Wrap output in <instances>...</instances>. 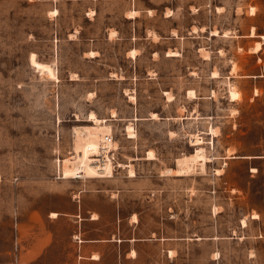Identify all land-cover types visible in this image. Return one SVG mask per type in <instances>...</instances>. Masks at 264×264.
I'll use <instances>...</instances> for the list:
<instances>
[{
	"label": "rangeland",
	"instance_id": "rangeland-1",
	"mask_svg": "<svg viewBox=\"0 0 264 264\" xmlns=\"http://www.w3.org/2000/svg\"><path fill=\"white\" fill-rule=\"evenodd\" d=\"M263 24L264 0H0V264H264V61L237 36ZM91 112L122 166L59 178ZM196 134L206 170L163 175Z\"/></svg>",
	"mask_w": 264,
	"mask_h": 264
},
{
	"label": "bare ground",
	"instance_id": "bare-ground-1",
	"mask_svg": "<svg viewBox=\"0 0 264 264\" xmlns=\"http://www.w3.org/2000/svg\"><path fill=\"white\" fill-rule=\"evenodd\" d=\"M252 10H254V7H252ZM216 33L218 34V30L213 31V34ZM224 34L227 35L228 32L226 31ZM260 47L261 42H257L253 50L257 51L260 49ZM130 54L135 57L136 49L131 50ZM30 60L34 66L38 67L42 71V73L48 74V76L51 78H58L53 65L47 62L39 61L37 59L36 53L31 54ZM213 76L218 77V71H214ZM193 93V90L189 91V94ZM229 96L232 100H237L241 98V92L235 87L230 86ZM151 117L159 118V115L157 112H152ZM89 120L93 121L94 123L83 127H78L73 133L75 155L73 157L69 156L65 159V161H63L64 164H62V172L64 173L65 178H70L73 175L78 174L79 172L83 177H100L106 175L113 176V165L110 162L106 163L105 169H103L102 171L97 168V164H93V160L95 159L94 156L97 155V153L99 152L102 134L105 132H110L112 130L111 126L108 124V120L106 118H100L95 112L90 113ZM89 128H93V130H91L89 134H87L86 130ZM82 129L84 130L82 131ZM211 129L213 130V128ZM127 130L130 134V137L135 136V134L133 133L134 129L132 126L129 125ZM201 139L202 137H200L198 134L193 135L191 139L192 144L198 145L196 151L178 158V168H168L167 170L163 171V175L171 174L173 172L175 174H182L183 172H189L194 168L200 169L201 171H205L206 162L209 161L211 158L206 154L205 148L203 146H199L200 144H202ZM149 155L150 158H154V154L152 152H149ZM120 165L122 166V164ZM124 166H126V164ZM102 173H104V175ZM129 176H136L135 170L133 168L129 169ZM52 216L56 217L58 216V213L53 212ZM243 221L244 223L246 222L245 220ZM95 255L98 256L97 254Z\"/></svg>",
	"mask_w": 264,
	"mask_h": 264
},
{
	"label": "built area",
	"instance_id": "built-area-1",
	"mask_svg": "<svg viewBox=\"0 0 264 264\" xmlns=\"http://www.w3.org/2000/svg\"><path fill=\"white\" fill-rule=\"evenodd\" d=\"M94 123V122H93ZM93 130V128H89L86 130L87 134H89V132ZM115 142V137H114V133L111 132H105L102 134L101 140H100V147H99V152L97 153V155H95V159L93 160V164H97V168L99 170H103L105 169V165L107 162H110L113 165V170L116 166H119V162L116 159V150L117 147L115 144H113ZM60 161V159H59ZM60 164V162H59ZM59 178H65L64 173L59 170ZM104 175V173H102ZM73 178H82L83 176L81 175V173L79 172L76 175L72 176Z\"/></svg>",
	"mask_w": 264,
	"mask_h": 264
},
{
	"label": "crops",
	"instance_id": "crops-1",
	"mask_svg": "<svg viewBox=\"0 0 264 264\" xmlns=\"http://www.w3.org/2000/svg\"><path fill=\"white\" fill-rule=\"evenodd\" d=\"M254 8H257L256 6H253ZM220 8V7H219ZM258 9V8H257ZM252 14L254 15H257V10L254 11ZM261 27V28H260ZM214 30H218V29H214ZM213 30V31H214ZM228 32V31H227ZM217 34V33H216ZM225 35V34H224ZM228 35V34H227ZM237 36L239 37H248V38H253L254 40V45L249 47L248 48V51L251 52V53H257V57L264 61V57L261 55L263 54L264 52V24L262 26H258V25H253L251 26L249 29H247V31H244L243 33H239L237 34ZM257 42H261V47L259 50L257 51H254L253 48L255 46V44ZM260 69H258L257 71H254L252 73H248L247 75L248 76H252V77H264V63L263 64H260ZM255 89H259V90H262L263 89V86L259 85V86H256ZM258 156V155H257ZM98 216H94L93 218H97ZM94 251V250H92ZM97 254V253H95ZM95 254H93L92 256H90V261H93V260H96V259H99V255L96 256Z\"/></svg>",
	"mask_w": 264,
	"mask_h": 264
}]
</instances>
